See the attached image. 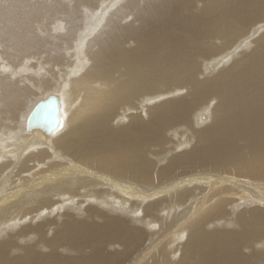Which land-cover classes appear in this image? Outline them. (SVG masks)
<instances>
[{
	"label": "bare ground",
	"instance_id": "bare-ground-1",
	"mask_svg": "<svg viewBox=\"0 0 264 264\" xmlns=\"http://www.w3.org/2000/svg\"><path fill=\"white\" fill-rule=\"evenodd\" d=\"M0 264H264V0H0Z\"/></svg>",
	"mask_w": 264,
	"mask_h": 264
},
{
	"label": "water",
	"instance_id": "water-1",
	"mask_svg": "<svg viewBox=\"0 0 264 264\" xmlns=\"http://www.w3.org/2000/svg\"><path fill=\"white\" fill-rule=\"evenodd\" d=\"M59 124L58 104L55 97H49L38 103L29 119L27 120V129H38L42 133L50 134L57 129Z\"/></svg>",
	"mask_w": 264,
	"mask_h": 264
}]
</instances>
